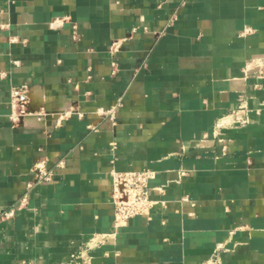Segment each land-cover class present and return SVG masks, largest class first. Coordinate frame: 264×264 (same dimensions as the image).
<instances>
[{
	"label": "crops",
	"instance_id": "obj_1",
	"mask_svg": "<svg viewBox=\"0 0 264 264\" xmlns=\"http://www.w3.org/2000/svg\"><path fill=\"white\" fill-rule=\"evenodd\" d=\"M257 54L264 0H0V213L38 155L65 157L0 217V264H84L71 255L103 233L88 264H264V79L242 70ZM23 83L33 105L84 115L13 126ZM241 95L251 121L220 127ZM118 101L114 119L97 113ZM144 167L157 203L117 227L110 171Z\"/></svg>",
	"mask_w": 264,
	"mask_h": 264
},
{
	"label": "built area",
	"instance_id": "obj_2",
	"mask_svg": "<svg viewBox=\"0 0 264 264\" xmlns=\"http://www.w3.org/2000/svg\"><path fill=\"white\" fill-rule=\"evenodd\" d=\"M174 19L176 17H173ZM252 29L247 27L243 33L250 32ZM16 39H12L15 41ZM127 38L115 39L109 45V52L114 55L120 52L123 44ZM14 64H18L19 60H13ZM114 66L113 73L117 66V62H112ZM244 75L252 76L257 79H264V54H257L248 59L242 68ZM258 85V84H257ZM31 85L27 83L11 85L9 97V112L8 118L13 126L27 125L30 122L39 121L46 123L48 118H54L56 125H61L63 121L74 114L83 116L84 113L77 106L68 105L56 111H49L44 105H33L31 102ZM120 101L110 108H99L97 113L101 115H109L112 119L116 115V107L120 105ZM251 121L249 116V109L243 95L240 97L238 107L231 113L221 119L220 127H238L247 124ZM203 141V140H202ZM216 141L221 146L220 155L228 153L229 139L225 138L221 133L216 135ZM65 166V157L60 159L51 166L49 158L46 155H38L29 169L31 178L27 183V191L19 198L17 203L11 205L9 208L1 211V218H12L17 211L26 207L29 199V190L38 183L54 182L57 175V168ZM155 170L150 167L142 169H125L117 170L111 169L110 175L112 178V194L111 200L114 206V223L117 227L126 224L132 217L142 215L146 217L151 216L152 209L157 203L153 199L151 192L153 187L150 184L151 179L155 176ZM185 174V171L181 172ZM158 191L164 189L163 187L154 188ZM108 234H99L93 237L92 242L87 247L80 249L73 253L70 261L74 263L88 264L90 256L87 251L89 248L100 246L108 241ZM215 264H219V258L214 259Z\"/></svg>",
	"mask_w": 264,
	"mask_h": 264
}]
</instances>
